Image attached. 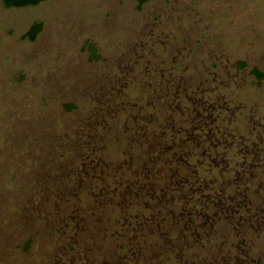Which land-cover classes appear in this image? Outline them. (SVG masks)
<instances>
[{"label": "rangeland", "instance_id": "1", "mask_svg": "<svg viewBox=\"0 0 264 264\" xmlns=\"http://www.w3.org/2000/svg\"><path fill=\"white\" fill-rule=\"evenodd\" d=\"M33 23L41 31L29 41ZM253 68L264 73V0H145L139 9L136 0H0V264H159L158 250L161 264H264V79L257 86ZM194 127L216 132L202 159L189 144ZM148 138L186 141L170 169L183 159L197 167L164 178L194 177L204 192L216 185L232 204L228 218L197 204L192 220L201 230L208 213L227 250L215 234L169 254L165 225L150 239L134 219L122 224L124 183L161 178L135 172Z\"/></svg>", "mask_w": 264, "mask_h": 264}, {"label": "trees", "instance_id": "2", "mask_svg": "<svg viewBox=\"0 0 264 264\" xmlns=\"http://www.w3.org/2000/svg\"><path fill=\"white\" fill-rule=\"evenodd\" d=\"M5 8H23V7H32L37 6L40 3H43L47 0H1ZM137 1V8L139 9L141 5L144 4L145 0H136ZM41 31V24L40 23H33L28 31L24 33L23 38H27L29 41H33L35 37L40 33ZM90 50V59L91 60H97L99 59V56H97L95 49L91 46L88 47ZM242 67H244V64H241ZM250 73L255 77L257 81V86H260V82L264 79V73L257 68H253ZM75 108V105L73 104H65L64 110L66 112H70ZM206 121L207 119H203ZM203 121V124H204ZM199 124V123H197ZM207 124V122H206ZM201 126V124H200ZM40 127V126H38ZM199 128V127H198ZM18 129V128H17ZM15 129L14 131L16 132ZM195 131L199 134H192V137L189 138L190 145L199 148V154L200 158L202 159L203 155H207L209 152L208 147L210 146L207 140H210L212 138V135H215L216 132L214 131L212 133V130L208 128L205 131H199L197 128ZM41 130L38 129L37 134L35 132V136H39L41 134ZM209 134V135H208ZM200 136L204 137V141L200 140ZM137 140V137H135ZM35 140H39V137ZM184 141V140H183ZM164 141L161 140V143L158 142V140L148 138L147 146L150 148V152L148 155L143 156V161L139 162L136 168L135 172L142 173V172H158L157 174L161 176L158 177V179H154L155 181L164 183L160 186H163V188H159L160 186L154 185L152 181L149 183H145L146 185L140 186L137 181H135L133 184L129 183L131 186L129 187L128 184L124 183L125 189L124 192H126V197L129 200L128 204L123 206L122 204H118V210L119 215L123 217L121 218L122 224H126L127 226L132 225L133 222L130 221V219H134V223L137 227H146L148 231V235L150 236V239L154 236H157V232L159 231L158 228L161 227V224L165 225L163 235L161 236L165 240L163 242L165 243V249L171 254L172 252H179L180 248L179 246L184 243L187 239H190V241L200 243V241H206L208 242L215 234H216V248L217 250H221L223 247V251L227 250L224 249L225 245V237L223 236V230L216 227L213 228V225L205 219L208 218V213L200 215L201 216V225L202 229L198 230L192 223V220L195 217H198L199 211L195 208L197 204H203L200 205L201 210H206L207 206L209 207V204L211 203L212 206L215 205V208L211 211L212 215L220 214V211H222L225 216L228 218L230 214V210L233 211L234 207H232V204L226 205V199L225 197H216V185L213 187V193L212 192H204L201 191L204 189L205 184H201L202 180L199 181L200 184L193 185L191 182L193 181L194 177L187 178L184 175H178L171 173V176L169 178L167 177L170 172H194L195 169H197L196 166L191 168V165L189 164L188 160H184V163H181L182 168L179 171L171 170V166L173 162H180L182 159V155L180 153V148H182L184 145H186V141L181 142L177 145L175 144H163ZM216 143H213L215 145ZM189 146V145H188ZM211 147V146H210ZM212 148V147H211ZM210 148V149H211ZM172 151L171 154H168ZM72 154V151H70ZM170 156V160L167 159V157ZM175 156V157H174ZM85 158L81 157V159H78V162L82 163L83 165H86V162H83L82 160ZM211 160L207 161V169H211L212 167H216V158L210 157ZM87 159V158H86ZM36 161L38 167H39V160L34 159ZM33 161V162H34ZM219 166L222 168L227 167L226 164L227 161L225 159L218 160ZM32 162V163H33ZM34 162V165H36ZM33 165V167H34ZM36 165V168H38ZM159 165V167L157 166ZM223 165V166H222ZM201 166V165H200ZM81 169V167H79ZM2 166L0 167V172L2 171ZM165 169H168L165 170ZM163 172V173H162ZM165 172L167 173V176H164ZM92 177L94 176V172H88ZM235 178H238V173H235ZM48 178V177H47ZM145 178V177H144ZM173 178H177L175 181H173ZM46 179L43 173L40 174V181L43 182ZM50 180V178H48ZM199 180V179H198ZM142 181V180H141ZM52 183V181H50ZM189 183V187H187V184ZM202 185V186H200ZM197 186H200L197 189ZM198 192H201L203 194H199ZM98 193V192H96ZM209 193V194H208ZM212 193V194H210ZM105 194V193H104ZM222 195V194H221ZM203 202V203H202ZM206 202V204H205ZM135 207L138 211L135 214L132 215L130 213V208H128L130 205ZM92 204V203H91ZM94 204V203H93ZM92 204V205H93ZM176 208V209H175ZM205 218V219H204ZM135 219H137V222H135ZM150 225H152L150 227ZM133 231H131L132 234ZM139 232V231H137ZM130 234V235H131ZM167 237V238H166ZM32 240L31 238H28L24 242V250L28 251L31 247ZM125 247V246H124ZM126 248V247H125ZM231 248V247H230ZM126 250V249H124ZM216 250V252H217ZM231 250V249H230ZM158 253V261L159 264H161L160 261V251H156ZM152 259L155 257V252H151ZM180 255V254H178ZM175 257V255H173ZM182 256V254H181ZM224 264H232L231 262L225 263L226 260H223ZM222 261V262H223ZM242 261V259H241ZM213 261L206 262L204 264H211ZM158 264V263H157ZM172 264H177V262H172ZM236 264H241L239 261L236 262Z\"/></svg>", "mask_w": 264, "mask_h": 264}]
</instances>
